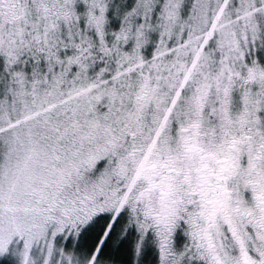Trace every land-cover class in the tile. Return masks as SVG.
I'll return each mask as SVG.
<instances>
[{
  "label": "snow or ice",
  "instance_id": "6c2138e0",
  "mask_svg": "<svg viewBox=\"0 0 264 264\" xmlns=\"http://www.w3.org/2000/svg\"><path fill=\"white\" fill-rule=\"evenodd\" d=\"M0 264H264V0H0Z\"/></svg>",
  "mask_w": 264,
  "mask_h": 264
}]
</instances>
